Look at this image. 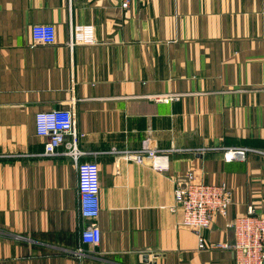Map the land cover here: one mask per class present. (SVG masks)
Masks as SVG:
<instances>
[{"label":"crops","instance_id":"0c3cea01","mask_svg":"<svg viewBox=\"0 0 264 264\" xmlns=\"http://www.w3.org/2000/svg\"><path fill=\"white\" fill-rule=\"evenodd\" d=\"M39 23L53 43H33ZM81 26L93 42L70 46ZM61 108L98 165L97 245L80 242L72 157L36 133ZM145 142L171 150L166 171L128 158ZM241 146L264 152V0H0V264H236L171 207L188 172L226 184L228 214L201 233L232 243L235 217L264 214V153L223 157Z\"/></svg>","mask_w":264,"mask_h":264},{"label":"built area","instance_id":"2783aa9c","mask_svg":"<svg viewBox=\"0 0 264 264\" xmlns=\"http://www.w3.org/2000/svg\"><path fill=\"white\" fill-rule=\"evenodd\" d=\"M131 0H121V6L127 8ZM34 44L53 43L56 40L55 27L52 24L32 26ZM93 42L92 27L70 28L69 44ZM177 95L156 96L157 100L169 101ZM35 128L38 136L44 138V156L63 154L71 156L77 172V215L80 224V242L97 245L100 230L94 221L99 213V170L93 161L81 160L84 152L78 148V133L75 129V114L72 109H54L35 114ZM63 148V149H61ZM61 149V151H60ZM168 149L153 148L145 142L139 149L128 151L129 159L137 163H149L159 171H166L169 166ZM249 152L263 151L250 147L223 148L225 160H245ZM175 205L172 211H181L180 226L190 228L198 237V248L222 247L234 252L236 264H264V214L256 212L254 207L235 217L230 227L233 242L206 245L201 230L209 228L216 215L226 216L231 204V194L224 183L207 184L198 181L191 172L184 182L175 185ZM90 220L89 222H87ZM80 251V250H79ZM78 251V253H79Z\"/></svg>","mask_w":264,"mask_h":264}]
</instances>
